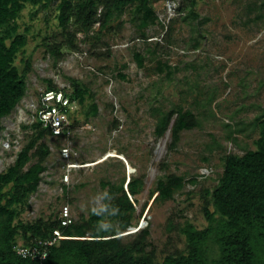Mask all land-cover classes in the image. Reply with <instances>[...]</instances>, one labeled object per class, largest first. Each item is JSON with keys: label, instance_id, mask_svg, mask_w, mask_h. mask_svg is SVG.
<instances>
[{"label": "rangeland", "instance_id": "rangeland-1", "mask_svg": "<svg viewBox=\"0 0 264 264\" xmlns=\"http://www.w3.org/2000/svg\"><path fill=\"white\" fill-rule=\"evenodd\" d=\"M57 4L58 0L47 7L27 3L17 19L29 40L15 65L22 71L31 58L32 69L26 95L1 119L0 172L15 161L27 141L30 130L22 124L38 120L35 105L48 79L73 92L66 76L74 77L94 96L72 114L69 137L42 140L51 148L47 169L19 219L61 218L68 207L73 220H79L103 205V182L119 184L124 179L126 184L129 177L141 176L134 226L120 235L129 240L148 228L147 250L154 248L162 262L168 253L185 250L181 227L187 220L199 229L209 225L201 195L218 184L224 156L256 148L259 128L253 121L264 112V0H199L196 9L203 23L198 25L183 19L177 0H156L152 4L159 19L146 28V37L129 9L121 17L126 21L122 29L115 20V29L103 39L95 32L78 33L79 48L64 46V57L55 64L47 44L61 41ZM136 52L144 55L143 66ZM93 101L99 108L96 115ZM173 108L194 111L200 126L183 130L178 147L170 151L171 130L157 136L156 124L158 110ZM65 145L69 158L61 154ZM163 161L166 170L161 168ZM68 166L73 168L69 181H64ZM167 173L185 176L184 186L171 199L153 202L156 181ZM17 240L22 244V238ZM208 249L210 258L218 256L214 241Z\"/></svg>", "mask_w": 264, "mask_h": 264}, {"label": "trees", "instance_id": "trees-1", "mask_svg": "<svg viewBox=\"0 0 264 264\" xmlns=\"http://www.w3.org/2000/svg\"><path fill=\"white\" fill-rule=\"evenodd\" d=\"M53 1L0 0V132L3 129L1 119L9 115L26 95L27 75L32 69L31 58L26 60L22 71L15 65L17 54L29 40L27 29L21 32L17 19L27 3L47 7ZM153 1L156 0H58L61 41L47 44V50L57 64L64 57V46L73 50L79 48L78 33L89 36L95 32L97 39H103L107 32L115 29L112 26L115 20H118L116 27L123 28L126 21L121 17L129 9L133 22L146 37V28L159 19ZM177 1L178 12L184 20L197 21L196 25L203 23L196 9L199 0ZM97 23L99 28L95 30ZM110 51L108 48L106 56ZM135 57L138 65L143 66L144 55L136 52ZM160 70L164 71L163 68ZM66 78L73 87V97L81 104L87 97L93 99L94 94L86 85L74 77ZM48 88H57L52 79H48ZM91 108L96 115L99 108L95 101ZM158 111L156 134L163 136L171 130L170 151L178 147L183 130L200 126V120L192 110ZM253 124L259 128L256 148L241 155H225L218 184L212 190L202 192V209L209 225L199 229L187 220L181 227L186 237L185 250L168 253L162 262L157 261L154 248L147 250L151 245L148 228L141 229L129 240L120 235L134 226L135 204L143 189L141 176H131L127 183L129 192L125 189L124 179L119 184L103 182L106 188L103 205L69 226H62L60 218L20 220L29 198L38 190L41 174L47 169L45 163L51 148L42 140L52 135L51 130L38 120L22 124L23 129L30 130L27 141L15 161L0 172V264H264V112L255 117ZM161 168H168L165 161ZM196 181L193 179V183ZM184 183L185 176L177 173L159 176L152 191L153 202L171 199ZM210 206L214 207L213 211ZM55 228L77 238L63 239L58 245L51 246L43 262L16 251L15 246L20 245L18 237L23 240L21 245L30 247L37 244L38 239L50 237ZM209 241L218 245L219 253L215 258H210Z\"/></svg>", "mask_w": 264, "mask_h": 264}, {"label": "built area", "instance_id": "built-area-1", "mask_svg": "<svg viewBox=\"0 0 264 264\" xmlns=\"http://www.w3.org/2000/svg\"><path fill=\"white\" fill-rule=\"evenodd\" d=\"M72 93L66 88H46L35 105L38 121L43 127H48L51 130L52 136L69 137L72 133V114L79 109L80 104L79 99L74 98ZM61 154L65 158L70 157V149L67 145L61 148ZM71 168L73 167L68 166L63 177L64 181H69ZM64 213L60 218L61 225L69 226L74 220L69 214L68 207L65 208ZM67 238L76 237L68 236L62 229L55 228L50 237L38 239L34 246L27 247L20 244L15 246V249L22 256H31L43 262L49 255V248L58 245L61 240Z\"/></svg>", "mask_w": 264, "mask_h": 264}, {"label": "water", "instance_id": "water-1", "mask_svg": "<svg viewBox=\"0 0 264 264\" xmlns=\"http://www.w3.org/2000/svg\"><path fill=\"white\" fill-rule=\"evenodd\" d=\"M169 130H167V132H168ZM123 159H125L124 157H123ZM126 160V159H125ZM126 164H127V167L129 166L128 165V162L126 161ZM125 188H126V190H128V192H129V189H128V186H126L125 185ZM142 223L144 224V223H146V221L144 220V221H142Z\"/></svg>", "mask_w": 264, "mask_h": 264}, {"label": "clouds", "instance_id": "clouds-1", "mask_svg": "<svg viewBox=\"0 0 264 264\" xmlns=\"http://www.w3.org/2000/svg\"><path fill=\"white\" fill-rule=\"evenodd\" d=\"M130 178H131V177H129V179L127 180V182H126V184H125L126 186H127L128 181L130 180ZM125 189H126V188H125ZM127 191H128V190H127ZM130 197H131V199L133 200V198H132L131 195H130ZM76 238H77V237H76ZM67 239H69V238H67Z\"/></svg>", "mask_w": 264, "mask_h": 264}]
</instances>
